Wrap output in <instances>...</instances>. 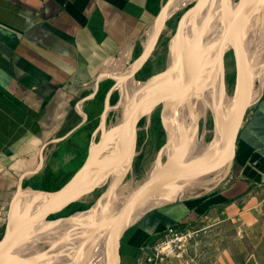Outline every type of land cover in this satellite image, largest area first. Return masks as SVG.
<instances>
[{
    "label": "crops",
    "instance_id": "crops-1",
    "mask_svg": "<svg viewBox=\"0 0 264 264\" xmlns=\"http://www.w3.org/2000/svg\"><path fill=\"white\" fill-rule=\"evenodd\" d=\"M167 1L0 0V240L21 187L41 185L50 172L73 178L83 167L79 163L87 133L81 128L87 113L96 118L101 112L95 102L98 79L118 74L143 50L146 34L154 30ZM262 30L264 41L263 24ZM259 66L256 58L255 73ZM210 148L198 153L195 165L204 157L212 160ZM143 214L122 236L121 264H136L145 254L142 248L173 226L196 232L190 251L199 264H260L264 79L239 133L232 166L218 185L185 193ZM233 225L246 232L250 246L235 237L213 241Z\"/></svg>",
    "mask_w": 264,
    "mask_h": 264
},
{
    "label": "bare ground",
    "instance_id": "bare-ground-1",
    "mask_svg": "<svg viewBox=\"0 0 264 264\" xmlns=\"http://www.w3.org/2000/svg\"><path fill=\"white\" fill-rule=\"evenodd\" d=\"M194 1L195 0H177L170 6L172 7L177 3L167 12V18H173L179 11ZM228 1L233 18L234 29H236V35L237 37L241 36L245 41L240 53L239 66L249 86L250 100L252 99L250 103L253 104L261 94L264 50H262V54L258 56V58L254 57V60L249 59L248 54L254 42L252 35L257 26H254L252 34L250 31L253 24L257 25L259 22L260 26L258 28H261L262 30V24L264 23V0ZM235 2L239 3L235 4ZM154 31L155 29L151 30L149 33L147 32L148 36L145 46L150 45L154 36ZM181 31L182 33L179 41L173 48L169 59V72L172 75L183 77L179 83L164 81V79H161L153 86L147 87L150 90L140 92L143 98H136L133 103H131L133 97V95H131V87H137L138 83L136 85L132 84L134 78L129 77L121 86L122 89H125L122 110L124 111L129 103H131L129 108V119L132 123H135L137 108L138 110L141 108L146 112L153 103L154 106L156 105V101L159 98L165 101L167 109L165 114L166 131L169 137V144L165 147L166 163L162 170L167 172L199 171L208 163V165H210L214 160L221 158L222 152L230 154L233 151V146L227 151L224 150V146L233 135L241 109V89L238 81L236 85V95L230 97L227 95L224 84L217 80L218 67L220 68V54L226 49H230L234 43V39L231 36L232 30L224 28L221 11L217 5L212 4L211 2H203L201 5L197 6L189 19L183 23ZM200 32L204 34H200L201 36L196 35ZM262 33L263 30L261 32V39ZM261 42L263 41L261 40ZM256 58L260 63L258 73H255L253 68ZM206 59H209L210 63L203 67V63ZM189 76H191L193 86L189 101L187 104L182 105L183 113H181L174 110L173 102L177 103L178 106L180 105ZM247 79L250 82H248ZM256 82L257 84H260L257 93H255ZM204 86L203 98H201L200 92ZM166 89H172V92L168 93L166 92ZM175 90L178 91L177 94L174 92ZM156 92L163 93H159L155 96ZM254 93L255 95L252 98ZM183 114H185L186 119ZM211 118L215 119L217 125L216 136L210 145L211 153L213 155L212 160H207V158L204 157L195 165V159L199 152L192 154L189 149H195L198 146L199 140L198 134L196 133L198 122L200 123L202 120H205L208 124ZM116 129H118V127ZM116 129L111 133L109 132L110 134L105 137L106 143L117 136L118 131ZM130 134L131 131L129 135ZM126 142L122 144L123 148L127 147L128 142ZM213 145L214 151L212 152ZM120 149H122V147L119 148L117 152L113 151L112 153L107 154V156L103 158L105 164H108L110 160L113 161L115 156H119L121 154ZM125 150L128 151L127 148ZM102 152V148H99L98 153H95L92 150L88 158L89 166H91L90 164L94 165L100 160V158H102ZM126 162L127 161L123 162L121 167L124 166ZM113 164L114 163H112L111 166H113ZM97 172V170L94 171V168H87L81 171L70 186L81 187L86 185L88 180L92 178V176H95ZM151 175L152 174H150V176ZM200 184L201 179L197 182L192 179H187L186 176L168 180L164 184L148 192L139 200L135 208L129 211L123 229L125 230L129 228V226H131L141 214L155 204L168 200L174 201L183 187L193 190L199 187ZM126 197L127 196H125V198ZM71 198H74V195L67 194L62 196H50L48 199L68 200ZM126 203L127 202L120 199L117 200L114 197L111 203H105L104 208L101 209V213H78L75 215L74 220H59L61 222L55 223L46 233L39 230V233L45 234V236L41 238L43 242L48 244L54 243L55 249L62 247L65 249L62 252H37V254L28 256L32 252V248L37 247L36 245L39 241H36L31 247L24 248L21 251L1 258L0 264H101L103 260H105L104 264H113L112 238L115 234L117 219L123 211ZM29 205V198L22 199V197H18L16 199L9 214L8 231L6 234L7 241L16 242L21 237V234L26 228V215L29 210ZM95 218H102L96 227L94 223ZM108 221L107 230L101 232L102 227ZM65 224L70 225V230L67 231L66 229V231H61V227ZM88 227L90 231L86 230ZM95 228L100 229L96 232H92ZM88 231L89 233H87ZM54 237H60L62 243L57 244L58 240H56L57 238L53 239ZM62 253L65 256H62ZM65 257H68V260L63 261L61 258Z\"/></svg>",
    "mask_w": 264,
    "mask_h": 264
},
{
    "label": "water",
    "instance_id": "water-1",
    "mask_svg": "<svg viewBox=\"0 0 264 264\" xmlns=\"http://www.w3.org/2000/svg\"><path fill=\"white\" fill-rule=\"evenodd\" d=\"M177 0H169L162 8L161 14L158 18V21L155 26L154 36L153 39L148 46H144L143 52L141 57L138 59L136 64H134L130 69L131 73H129L128 76L122 77L121 79L118 78V74L115 73H108L104 76H101L98 79V85L96 92L99 91L101 87V82L106 78H111L116 82L115 87L111 90L109 99L111 97V94L115 91L119 90L125 81L130 77L135 78L138 72L144 67V65L149 60L150 56L152 55L153 51L155 50L156 45L159 42L160 36L162 34V31L165 27L166 21L169 20L167 18L166 14L168 12V9L170 6L176 2ZM194 2H198L197 4L193 5L192 9H196L197 6L201 5L203 2H211L212 4H216L219 10L221 11V17L223 20L224 25L230 30H232L231 36L234 39L233 46L230 49H226L220 54V60H224L227 57H232L233 60V67L236 71L237 75V81L240 85L241 89V109L239 112V116L236 122V126L234 128V132L232 137L229 141L225 144L224 148L227 151L231 146H233V151L230 154H225V152H222V157L219 159L214 160L210 165H208L206 168L201 169L199 171L195 172H167L164 170H158L152 173V175L143 182L129 197V201L126 203L125 207L123 208V211L121 212L120 216L117 219L116 222V228H115V234L112 238V263L113 264H121L122 263V236L124 235L125 231L128 229H123L125 220L127 218V215L129 211L135 208L139 200L146 195L151 190L159 187L160 185L164 184L168 180L176 177H182L186 176L187 179H199L208 175H211L213 173L219 172L223 169H226L234 160L235 158V152L238 145V137L239 133L243 127V124L245 122L246 116L248 114V111L251 107L250 103V89L245 81V78L241 72V68L239 66L240 61V44L239 39L236 35V29H234L233 25V18L230 12L229 8V1L228 0H195ZM184 19V18H183ZM182 19V20H183ZM180 19L178 21V32L180 34V24L182 22ZM180 36V35H179ZM210 63L209 59H206L203 63V67L207 66ZM170 68L165 67L161 70H150L147 73H145L141 79L138 81V86L136 91L133 94V97L131 99V103L135 101L136 98L142 99V95L140 91H142L144 88H147L149 86H153L157 81L164 79V81H173L176 83H179L180 80L183 78L178 75H172L170 72ZM166 92H172V89H166ZM159 93L163 92H156L155 96ZM190 90L186 91L185 95H189ZM127 106L126 109L123 111V119L118 126L117 136H115L111 141H108L106 143V138L104 136L101 137L99 141V145L101 146L103 152H102V158H100L99 161H97L94 165L88 164V158L85 162L83 169L79 170L78 173L81 171L89 168H96L97 174L95 176H92L87 182L86 185H83L81 187L78 186H70L69 182L73 178H71L67 183L60 185V186H40L37 188H30V190H22V187L20 188V191L18 193V197L23 198H29L30 205L29 210L26 215V228L24 232L21 234V237L16 242H9L6 240V234L0 241V259L10 255L14 254L18 251L23 250L27 246H30L34 241L37 235L39 234V229L43 228L41 227L42 220H46L50 222V227L54 226L55 223H57V220L49 221L47 218L54 213L60 212L63 209L73 206L75 204L84 202L88 200L91 197H94L98 195L99 193L104 191V195L107 199L114 198L115 195L119 192V189L122 185L126 182L127 178L129 177L130 171L133 169V166L136 162V157L138 155V150L141 146L142 138L144 132L148 129V125L151 124L152 119L154 117V114L156 113L157 109L160 105L163 104V101L161 98H159L156 101V105L154 108L146 113L145 110H142L141 108L138 110L137 108V116L135 123H132L129 119V108L130 104ZM121 105V104H120ZM122 106V105H121ZM164 108V107H163ZM165 109V108H164ZM176 109V106L174 107V110ZM134 132L135 137L133 138L132 144L130 148L125 150L128 147L123 148L122 144L126 142L127 137L129 136V133ZM169 140V137H168ZM121 154L119 156H115L113 161H109L108 164H105L104 159L107 154L114 152H117L119 148H121ZM91 147L89 156L91 154ZM126 162L124 166L121 167V164L123 162ZM113 166H111V164ZM71 194L74 195V198L68 199V200H49L48 198L50 196H62ZM155 206V205H154ZM152 206L151 208H153ZM151 208H149L145 213H147ZM48 210V211H47ZM144 213V214H145ZM143 214V215H144ZM75 215H71L68 217H61L60 219H67L69 221L75 219ZM100 228H95L92 230V232L98 231Z\"/></svg>",
    "mask_w": 264,
    "mask_h": 264
},
{
    "label": "rangeland",
    "instance_id": "rangeland-1",
    "mask_svg": "<svg viewBox=\"0 0 264 264\" xmlns=\"http://www.w3.org/2000/svg\"><path fill=\"white\" fill-rule=\"evenodd\" d=\"M197 3L198 2L189 3L186 7H184V9L179 11L173 18L166 21V24H165V27L162 31L161 36H160L159 42L156 45L155 50L153 51L152 55L149 58V60L152 61L155 70H161V69H164L165 67L170 66V63H169L170 55L172 53L173 48L175 47V45L179 41V38H180L179 35H181V33H182V31H181L182 25L185 21H187L189 19L190 16L189 17H187V16L194 12L195 9H192V7H193V5H195ZM236 3L237 2H235V4ZM180 19L181 20L183 19V20L180 24L181 30H180V34H179V32H178V21ZM259 24H260V22L257 25L255 24V26H257V28L253 31V35H252V37L254 39V42L252 45V52H253V56L257 57V58H258V56H260L262 54V50H264V41L261 42L262 30H261V28H258L260 26ZM263 27H264V23H263ZM224 28L228 29L225 25H224ZM250 32L252 34V29ZM200 34L202 35L204 33L200 32L196 35H200ZM147 36L148 35L146 34L144 43L147 40ZM238 39H239L240 53H241L243 43L245 41L241 36H238ZM260 49H261V51H260ZM258 51H260V52H258ZM142 52H143V50H142ZM140 57H141V55H140ZM140 57L134 58L129 63V65H126V67H122V69L118 72V75L122 78L128 72L129 68H131L134 64H136V62L138 61V59ZM246 62H247V58H246ZM245 66H246V63H245ZM244 69H245V67H244ZM244 78H245V76H244ZM248 79H247V81H248ZM262 79H264V68L262 69ZM139 80H140L139 75H137L132 80V84L136 85ZM217 80H218V82H221L222 84H224L228 96L233 97L234 95H236L237 75H236V71L233 67L232 57H227L224 60H222V59L220 60V68L218 67ZM245 81H246V79H245ZM262 83H263V80H262ZM192 86H193V83L191 82V76H189L185 90H184L183 95H182V101H181L180 105L178 106L177 103L173 102V107L176 106V109H175L176 111L183 113L182 105L187 104L189 101V97H190V94L189 95H185V94H186L187 90H190V93H191ZM259 87H260V84H257V82H256L255 83L256 92H257ZM136 89H137L136 86L131 87V95L134 94ZM144 90H150V89L144 88L142 91H144ZM142 91H140V92H142ZM174 92L176 94L178 93L177 90H175ZM254 94L252 95V97L254 96ZM227 95H226V97H227ZM123 99H124V91L122 88H120L119 90H117V94L113 100H111L107 97L105 102L100 103L101 104V112L99 113L98 119L96 120V123H95L96 136L91 143V149L92 150L95 146L97 148H101V146L99 145V141H100L101 137L102 136L106 137L107 135H109L111 132H113V130H115L118 127L119 123L121 122V120L123 118V110H122V106H121L123 103ZM162 101H163V104L160 105L159 108L157 109V111L154 114V117L152 119V122L150 125H148V129L146 131L150 132V130L152 128H153V130L148 135L146 143L145 144L141 143V146L138 150V154H140V153L144 154L142 165L137 166L136 162H135L133 169L130 171L129 177L127 178L126 182L124 183V185L121 186V188L119 189V192L115 195V198L117 200L120 199V200H123L124 202H128L129 197L133 194V192L137 189V187L140 186L143 182H145L146 179H148V177L150 176V174H152V172L162 170L165 163H166L165 147L169 144L168 134L166 131V124H165V117H166L165 114L167 112V109H166V105H165L163 99H162ZM153 108H154V103L147 109L146 113L151 111ZM105 115H106V117H105ZM109 115H111V116L113 115V117H109ZM216 128H217V125H216L214 118H211V120L209 121L208 124L206 123L205 120H202V122H200V123L198 122V127L196 130V133L198 134V140H199L198 146L195 149H189V151L193 154V153H198L200 151H203V148L206 149L207 146L209 147L212 144L214 137L216 136ZM130 135H129L128 140H127L128 143L126 142L127 147H128L127 149L130 148L132 141H133V138L135 137V133L131 132ZM97 136L99 137L98 142H96ZM88 157H89V154H88ZM87 158H86V161H87ZM231 166H232V163L226 169H228V168L230 169ZM82 169H83V167H82ZM82 169L80 168V170H82ZM96 170L97 169L94 168V171H96ZM224 173H225V169H223L219 172L213 173L211 175L202 177L201 178V184L202 185L200 184L199 187H197L193 190H190V189H187L186 187H183L175 200H177L180 196H182L185 193L189 194L190 192H193V191H200L202 189H207V188H212V187L217 186L218 181L224 176ZM69 176L70 175L65 176L63 180H65V178H68ZM24 190H26V189H24ZM125 196H127V197L125 198ZM112 200H113V198L107 199L105 197L104 191H103V192L99 193L98 195L91 197L88 200L84 201V202H93L94 204L92 205L91 208H89L85 211L84 210L78 211L75 214L92 213V212L101 213V209L104 208L105 203H107V202L111 203ZM169 201H171V200L162 201V202H169ZM162 202H159L157 204H160ZM157 204H155V205H157ZM54 214H56V213H54ZM54 214H51V215H54ZM7 220H8V217H7ZM47 220H49V221L57 220L58 221V218H53L52 216H49L47 218ZM108 223H109V221L107 222V227H108ZM41 227H43V228H40L39 230L46 233L47 230L50 229L52 226L50 227V222H48L46 220H42ZM62 228H63V230H62ZM66 229H67V231L70 230V225L65 224L61 227V231H66ZM106 230L107 229H105V231ZM39 234L37 235V237L35 238V241L33 242V243H36V241H39V243H38L39 245L37 244L36 245L37 247L32 248V252L28 256L33 255V254H37V252H53V253H56V252H62L65 250L62 247L55 249L54 243L48 244L46 242H43V240H41V238H43L45 236V234H41V233H39ZM227 237L228 238H232V237L239 238V241L241 244H244L246 246H250V241H249L248 236L246 235V232L245 231L240 232V229L238 228V226H234V225L227 227V229L225 231H222L220 236L218 235V236L214 237L213 241H215V243L216 242H222L225 239H227ZM53 239L58 240L57 244L62 243V239L60 237H54ZM232 242H233V240H232ZM263 243H264V239H263L262 244L259 246V248L257 250L258 262L260 264H264V250L262 247ZM234 244L237 245V240H234ZM31 245L27 246L26 248L31 247ZM61 255L65 256L63 253ZM244 256L245 255L243 254V257ZM61 259L63 261L68 260V257L61 258Z\"/></svg>",
    "mask_w": 264,
    "mask_h": 264
},
{
    "label": "trees",
    "instance_id": "trees-1",
    "mask_svg": "<svg viewBox=\"0 0 264 264\" xmlns=\"http://www.w3.org/2000/svg\"><path fill=\"white\" fill-rule=\"evenodd\" d=\"M176 4H174L169 9H172ZM191 15H192V13L190 15H188L187 17H189ZM263 40H264V36H263ZM141 51H142V48L139 49V51L137 52L135 58H137V56L139 55V53ZM248 56H249V59L254 60L252 48L250 49ZM153 69H154V66H153L152 61L151 60H148L147 63L144 65V67L137 74V75H139V79H141V77L145 73H147L148 71L153 70ZM255 71L256 70H254V72ZM115 85H116V82L113 81V80H111V79H109V80L105 81L104 83H102V85H101V87H100V89L98 91V94H97V96L95 98V102H100V103L105 102L106 99H107V97H108L109 92L115 87ZM124 93H125V91H124ZM116 94H117V92H115L113 94L111 100H113L115 98ZM164 103H165V101H164ZM87 114H88V120L86 121V123L84 124V126L81 128L82 131H85L87 133V137H86V140H85L86 151H85V156L82 155L81 161L79 163V167H81V166L84 165V163L86 161V158L88 156V149H89V147H90V145H91V143L93 141V134H94V131L96 129L95 128L96 126H95L94 122L96 123V120L98 119V116L96 118H93L92 113H87ZM183 116L186 119V116L184 114H183ZM109 117H113V115L112 116L109 115ZM165 124H166V117H165ZM152 130H153V128L150 130V132L149 131L148 132L147 131L144 132L143 138H142V142H141L142 144H145L146 143L147 138H148V135L152 132ZM96 139H97L96 142H98L99 141V137L97 136ZM143 157H144V154L143 153L138 154V156L136 158V165L137 166L142 165ZM71 176L72 175H70L68 178H65V180H63L64 179L63 174L51 172V173H49L47 175V177L45 178V181H43V183L41 185L40 184H34L33 185V188H37L39 186H60V185L65 184L67 182V180ZM75 177L69 182V185L73 182V180L75 179ZM27 188H28V185H24V189H27ZM93 204H94L93 202H81V203L75 204L73 206H69V207L63 209L62 211L57 212L56 214L50 215V216H52L53 218L68 217V216H71V215L75 214L78 211H83V210L85 211V210L91 208ZM101 219L102 218H95L94 219L95 227L99 224V222H100ZM60 220H65V219H60ZM57 222H61V221L58 220ZM75 223H78V222H75ZM105 229H107V222L102 227L101 232H104ZM86 230H89V227ZM89 231L87 233H89ZM262 247H263V250H264V243H263V246Z\"/></svg>",
    "mask_w": 264,
    "mask_h": 264
},
{
    "label": "built area",
    "instance_id": "built-area-1",
    "mask_svg": "<svg viewBox=\"0 0 264 264\" xmlns=\"http://www.w3.org/2000/svg\"><path fill=\"white\" fill-rule=\"evenodd\" d=\"M32 173L29 172L28 176ZM196 232L185 231L176 226L169 227L153 244H146L136 264H169L177 261L180 264H199L198 258L190 251Z\"/></svg>",
    "mask_w": 264,
    "mask_h": 264
},
{
    "label": "flooded vegetation",
    "instance_id": "flooded-vegetation-1",
    "mask_svg": "<svg viewBox=\"0 0 264 264\" xmlns=\"http://www.w3.org/2000/svg\"><path fill=\"white\" fill-rule=\"evenodd\" d=\"M204 89H205V86L203 87V89H202L201 92H200L201 98H203L202 95H203V91H204ZM123 90L125 91V89H123ZM204 96H205V95H204Z\"/></svg>",
    "mask_w": 264,
    "mask_h": 264
}]
</instances>
